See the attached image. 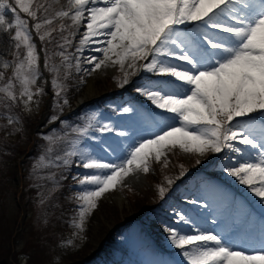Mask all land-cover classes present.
<instances>
[{"label":"snow or ice","instance_id":"snow-or-ice-1","mask_svg":"<svg viewBox=\"0 0 264 264\" xmlns=\"http://www.w3.org/2000/svg\"><path fill=\"white\" fill-rule=\"evenodd\" d=\"M49 7L34 4V0H14V6L9 0H0V28L4 32L13 28L6 21L5 9L14 14L16 27L11 37L17 49L14 60L2 65L5 70L13 69L12 77L0 86L7 100L23 101L30 111V105L37 102L34 97L43 94V89L33 91L40 77V56L28 22L20 18L18 10L36 21L34 29L41 41L55 31L41 34L54 19L67 18L77 30L87 20L76 49L80 83L109 62L120 66L121 88L138 72L148 74L134 83L148 108L123 106L118 110L119 115L130 117L128 122L94 123L93 116L83 127L72 129L76 139L67 140V134L44 136L50 145L48 155L41 156L35 168L71 167L75 158L74 166L84 170L73 176L80 201L73 219L77 238H83L90 216L107 193L123 186L130 175L148 174L153 160L160 162L176 149L198 157L225 153L223 171L245 186L264 209V0H68L67 10L53 17L47 16ZM41 10L42 20L38 16ZM60 28L65 30L64 25ZM70 43L65 37L59 47ZM86 51L101 55L85 56ZM57 55L66 69L72 68L70 56L65 52ZM81 58L91 67L82 69ZM45 67L54 74L52 86L62 112L69 100L62 98L66 85L59 81L60 66L46 62ZM69 74L66 71L64 79ZM58 119L53 116L49 122ZM140 121L148 126H140ZM8 123H18V119L9 117ZM108 136L116 139L110 141ZM60 140L68 148L63 155L52 157V145ZM180 167L183 174V165ZM48 179L55 181L54 176ZM167 183L171 185L172 179ZM158 192L163 199L165 187H158ZM188 203L208 206L196 199ZM195 215V209L193 214L174 209L175 226L164 227L182 258L176 264H264V215L258 231H249L244 237L205 230Z\"/></svg>","mask_w":264,"mask_h":264},{"label":"rangeland","instance_id":"rangeland-1","mask_svg":"<svg viewBox=\"0 0 264 264\" xmlns=\"http://www.w3.org/2000/svg\"><path fill=\"white\" fill-rule=\"evenodd\" d=\"M51 2L53 3L49 5V9L53 8L56 12L67 10L68 0H51ZM21 13L18 10L20 18L26 20ZM4 15L6 21L13 24V28L10 36L11 49L6 57L0 59V72L4 73L0 86L13 75V69L10 67L5 70L2 66L3 62L13 61L14 53L17 51L15 42L11 39L16 31L14 14L5 9ZM57 23L66 24L62 34L71 41L68 45L72 47L78 44L79 47L80 42L76 40L77 28L70 27L72 22L67 18L54 19L52 25L41 29V34L48 29H55L54 26ZM82 23L85 25L87 20ZM27 29L40 58L39 44L42 42L46 43L47 40L51 54L56 50L53 42L50 45V38L41 41L38 34L35 37L31 33V28ZM83 29L86 30L84 26ZM71 47L68 48L69 54H65L71 57L69 61L73 65L71 69L63 66L62 59L57 54L56 56L47 54V57H51L50 61L47 60L46 55L44 56L45 71L40 69V77L33 89V91L37 88L43 89V94L34 97L37 102L30 105V111L25 110L23 101L12 103L6 100L3 93H0V148L2 149L0 150V264H77L84 259L86 261L80 264H106V249L112 246L133 257L132 264H151V255L148 254L152 244L149 243V237L146 238L143 234L146 230L153 233L162 247L182 259L179 250L170 243L169 235L164 227L175 226L174 209L191 214L183 202L190 205L188 201L196 199L200 204H205L201 196L209 189L205 187L204 173L197 175V172H214L213 174L222 178L223 182L232 184L234 189H240L242 185L223 171L224 161L221 158L225 153H209L204 157H198L176 149L168 153L166 158L162 157L160 162L153 160L149 173H140L142 183L137 185L125 179L123 186H118L115 191L107 193L99 201L98 208L87 222L82 239L77 238L76 229L73 227V219L77 215V207L80 203L77 199L78 184L73 176L84 170L74 166L75 158L71 167L35 168L40 157L48 155L47 149L50 145L44 136L63 137L67 134V140H73L76 136L68 135V132H72L76 126L83 127L93 116L96 117L94 123L108 121L125 123L130 120V117L118 114L121 107H137L138 101L148 105V102L141 98L134 88V83L141 77L147 76V73L141 71L131 76L129 84L121 88L119 81L123 78V73L120 66L109 62L108 68L102 66L100 72H93L90 76L84 77L85 83H80L81 73H78L75 68V60L80 54ZM19 51L22 56L24 49L21 48ZM87 52L85 56L89 55ZM76 54L78 56L74 59ZM46 62L60 66L59 81L66 85L62 98L66 96L69 100V105L63 106L62 112L57 107L55 89L52 86L54 74L45 67ZM39 64L41 66V59ZM84 67L91 66L85 64L81 58V68ZM66 71L70 74L67 79H64ZM125 71H128L127 64H125ZM7 72H10L9 76L6 75ZM90 81L95 90L85 101H81V98L85 97ZM19 91L20 88L17 85V94ZM60 103L62 104V99ZM80 112L83 116L78 117L81 115ZM53 116H59L58 123L57 121L49 122ZM9 117L18 119V123L9 124ZM62 121L66 124H62ZM139 123L142 127L148 126L143 121ZM107 139L111 141L116 138L108 136ZM52 147L54 151L51 156L54 157L63 155L68 144L65 140H60ZM28 153L30 155L25 157ZM197 159H200L199 164L196 163ZM165 160H167V167L164 166ZM181 165H183V174H181ZM52 176L58 183L48 179ZM181 178L184 179V183L182 179L181 182L173 185ZM168 179H172L171 185H168ZM20 180L24 181L23 189L19 188ZM190 180H195L197 183L195 193L186 189ZM160 186L165 187L166 192L175 195L178 200L173 201L166 195L162 199L158 192ZM215 186L219 187L217 184ZM242 188L246 190L245 186ZM247 193L256 203L257 198H254L248 190ZM119 195L122 196L121 202L117 200ZM218 196L211 199L214 208L194 205L192 207L200 215L199 218H195L205 230L226 232L229 225H224L225 218L223 219L224 216L220 214L228 207V197L226 198L225 194V200L219 202ZM240 227L232 230V235L237 234L236 231ZM101 248L103 249L100 253L96 254V251ZM119 260H125V258H119ZM107 264L111 263L108 261Z\"/></svg>","mask_w":264,"mask_h":264},{"label":"bare ground","instance_id":"bare-ground-1","mask_svg":"<svg viewBox=\"0 0 264 264\" xmlns=\"http://www.w3.org/2000/svg\"><path fill=\"white\" fill-rule=\"evenodd\" d=\"M35 3H45V6H49L50 4H52L53 2H51V0H35L34 1V4ZM42 12H43V10H41ZM55 13H56V10L55 11H53V8L51 9H49V11H48V16L49 17H53L54 15H55ZM83 23L79 26V30H77V42H80V40H81V38L83 37V32L85 31L84 29H83ZM58 34V32H56V35ZM10 36H11V30L10 31H8V32H4V30H3V28H0V59H2V58H4V56L6 57V55L8 54V52L10 51V49H11V43H10ZM49 38V37H48ZM62 41L64 42V39H62ZM65 47H71V46H69L68 44L67 45H65ZM64 47V48H65ZM91 47H96V45H92ZM64 48H62V50L64 49ZM78 48V44L77 45H75V46H72L71 47V49L72 50H75V49H77ZM89 55H97V56H99V55H101V54H98V53H94V52H92V51H88L87 52ZM85 55H86V52L84 53ZM88 55V56H89ZM78 56V54H76L75 56H74V59L76 58ZM109 65V64H108ZM85 68V67H84ZM106 68H108V67H106ZM101 70V69H100ZM100 70H98V71H96V72H100ZM93 90H95V87H94V85H93V83H92V81H90V82H88V87H87V91H86V94H84L85 95V97H82L81 98V101H85L87 98H88V95L93 91ZM126 180L127 181H130L131 183H133V184H140V183H142V178H141V176H140V173H137L136 175H130L128 178H126ZM117 200L119 201V202H121L122 201V196H117Z\"/></svg>","mask_w":264,"mask_h":264},{"label":"trees","instance_id":"trees-1","mask_svg":"<svg viewBox=\"0 0 264 264\" xmlns=\"http://www.w3.org/2000/svg\"><path fill=\"white\" fill-rule=\"evenodd\" d=\"M0 150H2V149L0 148Z\"/></svg>","mask_w":264,"mask_h":264}]
</instances>
